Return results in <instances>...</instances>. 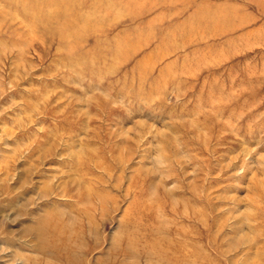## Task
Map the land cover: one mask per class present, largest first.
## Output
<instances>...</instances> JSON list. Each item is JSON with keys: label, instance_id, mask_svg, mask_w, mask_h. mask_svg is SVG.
<instances>
[{"label": "rangeland", "instance_id": "obj_1", "mask_svg": "<svg viewBox=\"0 0 264 264\" xmlns=\"http://www.w3.org/2000/svg\"><path fill=\"white\" fill-rule=\"evenodd\" d=\"M76 1L0 0V264H264V0Z\"/></svg>", "mask_w": 264, "mask_h": 264}, {"label": "bare ground", "instance_id": "obj_2", "mask_svg": "<svg viewBox=\"0 0 264 264\" xmlns=\"http://www.w3.org/2000/svg\"><path fill=\"white\" fill-rule=\"evenodd\" d=\"M5 2L9 1V0H4ZM28 1V2H27ZM55 0H16V2L12 5L14 6H17L18 7V4L17 2H21V4H24L25 7H28V9H30L31 11L33 12H40L43 10V7L44 6H47L49 4H51L52 2H54ZM27 2V3H26ZM57 4L58 6L62 7L64 10L66 9H76L78 8L79 3H77L76 0H57ZM19 8H21V6H19ZM21 9H24L23 7ZM24 10H27V9H24ZM30 18V17H29ZM74 22L75 21V17H71V16H67L64 18V21L62 22L63 24H65V26H74ZM88 23V20H85V23Z\"/></svg>", "mask_w": 264, "mask_h": 264}]
</instances>
